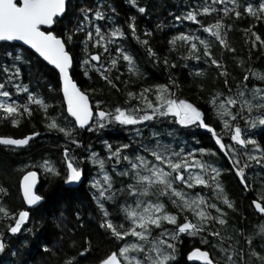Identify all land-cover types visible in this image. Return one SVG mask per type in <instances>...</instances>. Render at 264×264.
Here are the masks:
<instances>
[{"label":"snow or ice","instance_id":"obj_1","mask_svg":"<svg viewBox=\"0 0 264 264\" xmlns=\"http://www.w3.org/2000/svg\"><path fill=\"white\" fill-rule=\"evenodd\" d=\"M131 2L135 5L136 0ZM68 3L69 0H0V42H23V45L30 46L43 61L58 70L59 91L62 92V104L66 105V113L62 110L55 117L46 114L45 127L48 131L62 134L68 144L82 147L80 140L75 137L79 130L94 132L106 127L120 126L127 129L132 126L131 131L137 139L116 144L104 141L105 157L90 151L79 159L75 156L69 158V148H63L66 161L65 183L82 182L84 169L80 166L81 162L98 166L96 176L89 181L91 199L100 213L97 228L117 242V250L110 251L97 264H178L181 234L190 238L199 237L200 244L219 249L220 255L213 257L209 250L193 247L187 254L189 261L198 260L203 264H264V222L257 226V231L248 234L242 227L236 226H232V233L227 236H222L220 230H213L214 224L222 226L225 231L228 228L227 213L221 205L235 210L234 203L224 195L220 170L198 158L215 153L203 147L189 148L176 139V131L162 133L153 125L155 130L148 137H144L138 127H147V122L160 121L169 128L174 124L181 129L190 126L207 129L215 138L218 151L231 160L234 175L239 178L245 190H248L245 183L248 179L246 170L259 169V172H264V146L251 132L258 125L264 126V86L253 84L249 87L248 82L251 75L264 84V74L251 69L246 71L243 82L237 84L233 91L228 83L229 73L226 67L212 55V41L201 38L196 31L179 32L169 39L168 43L173 48L177 41L188 46L187 55L183 57L185 60L199 62L203 59L205 63L215 65L218 76L224 77L223 83L228 95L215 92L206 103L217 121L222 124L221 131L230 138L232 143L229 144L223 143L221 135L206 122L208 117L205 111L189 100L175 95L172 88L177 85L171 76L166 84L141 86L138 93L128 91V99L123 105L105 110L97 102L96 111H93L87 91L81 90L72 75L74 56L71 46L74 45V36L77 33L86 32L84 40L80 42L86 58L79 62L85 77L89 76L91 70L99 73L101 79L109 85L115 86L109 73L117 68L120 60L126 62L127 71L132 76L141 74L133 56L120 46L115 47L116 56L110 59L108 67L101 62L100 54L89 52V43L92 48L102 47L104 52H109V46L116 44L125 35L118 25L110 27L105 33L102 25L97 23L113 19L103 10L107 7L115 13V8L111 5L101 2L95 10L81 7L79 15L82 19L74 20L73 28H65L62 33L55 32L54 26L67 14ZM217 5L222 7H216ZM137 10L139 13L146 12L145 7H138ZM198 16L210 18L211 22L198 19ZM245 16L257 22L264 21V0H203L182 16L177 15L175 20L193 22L199 26L197 31L202 30L208 37L214 38L219 46L234 52L226 40L227 31L232 28L231 23H226V18L240 20ZM42 26L48 28L42 30ZM127 27L139 40L136 37L134 16L129 17ZM156 27L160 29L162 26ZM247 32L248 29H245L246 34ZM145 35H151V31L146 30ZM251 37V49H257L258 45L264 48V39L260 34L252 31ZM140 43L147 47L149 41L145 39ZM198 45L202 46V55ZM147 52L150 57L155 58V63L160 62L151 47H147ZM24 63L31 62L25 61L20 54L12 51H5L0 59V113L4 118L10 119L14 126L18 124L17 117L31 115V109L12 99V89H15L16 94L26 93L29 103L39 105L44 110L48 108L37 94L30 91L28 85L21 82V65ZM239 63L243 67L244 61L240 60ZM163 64L165 68L176 67L174 63L169 65L167 59L163 60ZM184 66L187 67V64ZM195 75L202 76L203 72L197 68ZM119 78L116 77L117 80ZM169 117L171 124L167 123ZM241 120L244 122L243 127L239 123ZM39 135L40 133L33 132L23 138L0 137V145L25 146ZM165 136L173 142H165ZM40 168L52 177L60 176L47 160ZM37 180V171H27L20 182L23 199L28 205H37L43 199L35 191ZM197 187L201 190L210 189L212 198L219 203L211 202L201 192H193ZM4 191L0 187V192ZM251 203L258 213L264 214V196L259 200H252ZM168 205H171L172 210H169ZM108 206L115 208L118 215L113 216ZM0 214L4 217L10 215L9 210L2 204ZM73 215L76 221L74 227L86 226L78 209ZM11 216L14 224L7 226V232L15 235L21 232L22 225L29 219V211H19L18 216L15 213ZM56 220V228L63 233V237L53 247H57L65 255L62 264H78V258L84 257L91 250L90 234L83 237V245L86 246L77 250V242L71 234L73 228L67 226L64 213H59ZM117 220L120 222H115ZM28 231L32 232L31 229ZM209 236L219 238L218 242L210 244ZM257 240L260 241L259 244L256 243ZM49 244L50 241L43 242L40 251L56 255ZM65 245L67 250L76 251V255L68 256ZM6 246L5 240L0 238V253L6 250Z\"/></svg>","mask_w":264,"mask_h":264},{"label":"trees","instance_id":"obj_2","mask_svg":"<svg viewBox=\"0 0 264 264\" xmlns=\"http://www.w3.org/2000/svg\"><path fill=\"white\" fill-rule=\"evenodd\" d=\"M101 2L115 8V13H112L107 7L103 9L113 19L111 21H97L102 25V31L106 33L110 27L118 25L125 35L123 38H119L116 44L109 46V52H104L102 47L92 48L91 43H89V52L100 54L101 62L105 67H108L110 59L116 56L115 47L120 46L133 56L141 75L132 76L127 71L126 62L120 60L117 68L112 69L109 73L115 86L109 85L101 79L99 73L91 70L89 76L85 77L83 75L84 69L79 67V62L86 58L83 44L80 43L84 40L86 32L77 33L74 36V45L71 46L74 56L72 75L81 90L87 91L94 111H96L97 102L100 103L102 108L109 110L117 105H123L128 99L126 95L128 91L138 93L141 86L166 84L168 83V77L171 76L177 85L172 88L175 95L180 99H187L189 102L198 105L207 114L208 119L206 122L210 123L221 135L222 142L225 144L232 143L230 138L221 131L222 124L217 121L210 106L206 103L215 92H222L225 96L228 95V90L223 83L224 77H219L216 66L205 63L203 59L199 62L185 60L183 57L187 55V45L177 41L175 48H173L168 41L179 32L190 31H196L201 38L212 41V55L226 67L229 73L228 83L235 91L236 85L243 82L246 71L251 69L264 74V48H260L258 45L257 49H251L249 42L252 38V31H256L264 39V21L257 22L247 16L242 17L240 20L226 18V23L232 24V28L227 31L226 40L229 46L234 49V52H229L219 46L214 38L208 37V34L203 33L202 30L197 31L199 26L193 24V22L183 20L178 22L175 20L177 15L182 16L189 8L201 4L203 0H136L135 5L131 0H69L67 14L54 26L53 30L62 33L65 28H73L74 20L77 18L82 19V16L79 15L81 7L95 10ZM138 7H145L146 12L139 13ZM216 7H222V5ZM213 15L215 16V14ZM133 16L136 23V37H139V40L132 35L131 30L127 27L129 17ZM198 19L211 22L210 18L198 16ZM157 25L162 27L157 29ZM245 29H248L247 34ZM146 30L151 31V35L146 36ZM145 39L149 41L147 47H151L159 59V63L154 62L155 58L148 55L147 47L140 43ZM198 48H200V54L202 55V46L198 45ZM5 51L18 53L25 61L31 62L30 64L24 63L21 65L20 80L23 84L28 85L30 91L37 94V97L48 105V108L44 110L39 105L29 103L26 93L16 94L15 89H12L14 93L12 99H15L19 105H27L31 109V115L23 114L17 117L18 124L14 126L11 124L10 119L4 118L3 114L0 113V137L23 138L33 132L40 133L28 145L22 147L0 145V187L5 190L0 192V204L6 207L10 213L8 217L0 214V238L4 239L7 245L6 250L0 253V264H46V262L47 264H62L65 255L57 247H53L57 244L58 239L63 237V233L56 228V218L61 212L64 213L67 226L73 228L71 234L77 242V250H82V247L86 246L83 245V237L85 234H90L91 250L84 257L78 258V264H97L110 251L117 250V242L111 240L109 236L103 234V230L97 228L100 213L91 199L92 190L89 188V181L96 176L98 166L86 161L81 162L80 166L84 169L82 182L77 184L65 183L66 161L64 160L63 148H69V158L75 156L79 159L86 156L90 151L105 157L104 141L116 144L120 142L128 143L130 139H137L131 131L132 126L127 129L120 126L106 127L103 130L94 132L79 130L75 133V137L80 140L82 147L77 148L68 144L62 134L48 131L45 127L46 114L55 117L58 112L65 110L56 71L47 66L27 48L2 43L0 44V59H2ZM165 59H167L169 65L174 63L176 67L165 68L163 64ZM240 60L244 61L243 67L239 63ZM92 63L98 64V62ZM185 64H187V67L184 66ZM197 68L203 72L202 76L195 75ZM117 76L120 77L119 80L116 79ZM253 84L264 86L250 75L248 86L251 87ZM150 98L154 99V97ZM167 123L171 124V117H169ZM239 123L241 127L244 126L243 120ZM147 124V127L138 126L141 128L144 137H148L155 130L153 127L155 125L162 133L176 131V139L189 148L203 147L215 153V155H205L198 158L206 160L213 167L220 170V182L224 189V195L234 203L235 210L227 209L226 206L221 205L227 213L228 228L225 231L222 226L214 224L213 230H220L222 236L231 234L232 226L242 227L246 234L258 230L257 226L264 222V216L256 212L251 202L264 196V172H259V169L246 170L248 179L245 183L248 185V190H245L234 175L224 153L218 151L219 146L215 144V138L207 129L196 126L181 129L179 125L174 124L169 128L167 124H161L160 121L147 122ZM251 132L253 137L264 146V126L258 125ZM164 140L165 142H173L167 136ZM133 147H135V144H133ZM45 160L56 168L60 176L52 177L40 168ZM30 170L38 172L39 183L36 193L41 195L44 201L30 210L29 219L25 225H22L21 232L11 235L7 232V226L14 224L11 214L15 213L18 216L19 211L24 209L19 191L20 178ZM257 172H259V175H257ZM193 192H201L208 196L211 202L219 203L212 198L210 189L201 190L197 187ZM168 207L169 210H172L171 205H168ZM77 209L80 216L83 217L85 227H74L76 221L73 213ZM108 210L113 216L118 215L115 208L108 206ZM213 214H215L214 210ZM188 215L191 219V215ZM28 229H31L32 232H29ZM208 239L210 244L217 243L219 240V238L210 236ZM46 240L50 241L49 247L53 249V252H56V255L40 251V245ZM256 243L259 244L260 241L257 240ZM193 247H201L202 250L207 249L213 257L220 255L219 249H212L210 245L200 244L199 237L190 238L181 234V242L178 245V264H198L191 263L186 258L187 253ZM65 250H67L66 245ZM13 253L16 254L13 255ZM67 255H76V251L67 250Z\"/></svg>","mask_w":264,"mask_h":264},{"label":"water","instance_id":"obj_3","mask_svg":"<svg viewBox=\"0 0 264 264\" xmlns=\"http://www.w3.org/2000/svg\"><path fill=\"white\" fill-rule=\"evenodd\" d=\"M48 28V26H42V30H45V29H47ZM2 43H9V44H14V45H18V46H21V47H24V48H27L28 50H30L33 54H35L39 59H41L42 61H43V59L42 58H40L39 56H38V54H36L35 52H34V50H32L31 48H30V46H27V45H23V42H20V41H14V42H0V44H2ZM47 66H49V67H51L54 71H56V73L58 74V70H56L55 68H54V66H52V65H49L46 61H43ZM58 79H59V77H58ZM61 93V96H62V92H60ZM89 103H90V105L92 106V108H93V105H92V103H91V101H90V99H89ZM65 106V113H66V105H64ZM93 111H94V109H93ZM14 147H16V146H14ZM20 147H22V146H20ZM16 148H18V147H16ZM225 155V154H224ZM225 157L227 158V160H228V162L230 163V165H231V167H232V162H231V160L228 158V156L227 155H225ZM232 170H233V173H234V169H233V167H232ZM30 171H34V170H30ZM26 173V172H25ZM24 173V174H25ZM23 174V175H24ZM23 175L21 176V178H20V182H21V180L23 179ZM82 179H83V177H82ZM237 179L239 180V178L237 177ZM20 182H19V191H20V196H21V199H22V202H23V204H24V207H25V210L24 211H30V210H32V209H34V208H36L38 205H40L43 201H44V199H42L40 202H38V204L37 205H28L25 201H24V199H23V193H22V190H21V188H20ZM38 183H39V175H38V180H37V184H36V188H37V185H38ZM74 184H77V183H74ZM242 185V184H241ZM243 187H244V185H242ZM36 188H35V191H36ZM255 208V207H254ZM256 210V209H255ZM257 212V211H256ZM258 213V212H257ZM258 214H260V213H258ZM260 215H262V216H264V214H260ZM26 223V222H25ZM9 234H11V233H9ZM18 234V233H17ZM11 235H13V234H11ZM16 235V234H15ZM189 261V260H188ZM190 262H197V263H202L203 264V262L202 261H198V260H191Z\"/></svg>","mask_w":264,"mask_h":264},{"label":"bare ground","instance_id":"obj_4","mask_svg":"<svg viewBox=\"0 0 264 264\" xmlns=\"http://www.w3.org/2000/svg\"><path fill=\"white\" fill-rule=\"evenodd\" d=\"M30 212V211H29ZM9 240V239H8ZM9 242V241H8ZM29 246V245H28ZM5 257V256H4ZM9 259V258H8Z\"/></svg>","mask_w":264,"mask_h":264},{"label":"flooded vegetation","instance_id":"obj_5","mask_svg":"<svg viewBox=\"0 0 264 264\" xmlns=\"http://www.w3.org/2000/svg\"><path fill=\"white\" fill-rule=\"evenodd\" d=\"M188 253H189V252H188ZM188 253H187V254H188ZM186 258H187V257H186Z\"/></svg>","mask_w":264,"mask_h":264}]
</instances>
